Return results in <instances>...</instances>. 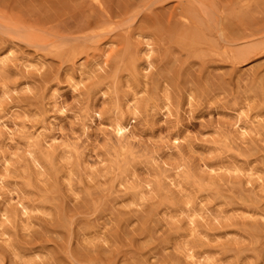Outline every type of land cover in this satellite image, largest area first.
<instances>
[{"label": "rangeland", "instance_id": "rangeland-1", "mask_svg": "<svg viewBox=\"0 0 264 264\" xmlns=\"http://www.w3.org/2000/svg\"><path fill=\"white\" fill-rule=\"evenodd\" d=\"M0 234V264H264V0H0Z\"/></svg>", "mask_w": 264, "mask_h": 264}, {"label": "bare ground", "instance_id": "bare-ground-1", "mask_svg": "<svg viewBox=\"0 0 264 264\" xmlns=\"http://www.w3.org/2000/svg\"><path fill=\"white\" fill-rule=\"evenodd\" d=\"M149 3V2H148ZM200 5V4H199ZM219 36V35H218ZM147 51V50H146ZM145 52V51H144ZM144 55H146V54H144ZM2 64V63H1ZM164 91V90H163ZM167 91V90H166ZM164 94V93H163ZM167 94V93H166ZM2 96H3V94H2ZM164 98V97H163ZM165 99V98H164ZM166 101V100H165ZM163 102H164V100H163ZM165 105H167V104H165ZM163 107H164V105H163ZM167 107V106H166ZM167 109V108H166ZM258 119V118H257ZM260 120V119H259ZM241 129V128H240ZM118 130H121V128L120 127H118ZM239 130V129H238ZM242 130V129H241ZM122 131V130H121ZM247 131V130H246ZM249 132V131H248ZM41 133V132H40ZM120 133V132H119ZM241 134V133H240ZM252 134V133H251ZM118 135V134H117ZM238 135V134H237ZM238 136H240V135H238ZM241 140H243V139H241ZM44 153H46V152H44ZM29 159H31V158H29ZM31 160H35V159H31ZM30 162V161H29ZM32 162V161H31ZM35 162V161H34ZM4 163V162H3ZM36 163V162H35ZM35 163H34V165H35ZM7 164V163H6ZM31 165H32V163H31ZM33 167V166H32ZM38 167V166H37ZM8 168V167H7ZM35 168V167H34ZM33 169V168H32ZM34 170H36V169H34ZM38 170H39V168H38ZM20 172H22V171H20ZM24 172V171H23ZM251 172V171H250ZM34 174H36V173H34ZM69 174V173H68ZM251 174V173H250ZM249 174V175H250ZM248 175V174H247ZM254 176H257V175H254ZM40 177H41V174H40ZM69 177V176H68ZM247 179V178H246ZM252 179V178H251ZM69 181V180H68ZM247 181V180H246ZM258 182V181H257ZM245 183H247V182H245ZM210 184H211V182H210ZM208 185L206 184V187H207ZM68 187V186H67ZM259 187H260V185H259ZM258 188V187H257ZM70 190V189H69ZM262 190H263V187H262ZM148 193V192H147ZM182 193V192H181ZM147 196H148V194H147ZM138 198V197H137ZM140 199V198H139ZM186 199V198H185ZM184 199V200H185ZM217 201V200H216ZM139 202V201H138ZM219 202V201H218ZM129 204V203H128ZM128 204H125V206L124 207H129V206H127ZM185 205H188V204H185ZM130 206H132V205H130ZM22 207V206H21ZM116 207V206H115ZM120 208H122V209H124V207H121V206H119ZM118 207V208H119ZM134 207V206H133ZM185 207V206H184ZM136 208V207H135ZM127 209V208H126ZM26 210V209H25ZM24 211V210H23ZM27 211V210H26ZM38 211V210H37ZM20 213V212H19ZM27 213V212H26ZM21 214V213H20ZM22 214H23V212H22ZM193 214V213H192ZM198 214V213H197ZM24 215V214H23ZM195 215V214H194ZM220 215V214H219ZM243 215H244V213H243ZM3 216V215H2ZM191 216V215H190ZM4 217H5V215H4ZM24 217V216H23ZM242 217V216H241ZM22 218V217H21ZM188 218H189V216H188ZM192 218V217H191ZM249 218V217H248ZM254 218V217H253ZM7 219V218H6ZM250 219V218H249ZM190 220V219H189ZM251 220V219H250ZM191 221V220H190ZM26 222V221H25ZM189 222V221H188ZM191 225V224H190ZM1 235V234H0ZM4 235V234H3ZM189 236H190V234H189ZM6 246V245H5ZM185 246V245H184ZM183 246V247H184ZM185 248H187V247H185ZM184 251H186V250H184ZM186 253V252H185ZM188 253V252H187ZM14 254V253H13ZM189 257V256H188ZM185 258V257H184ZM189 260H190V258H188ZM206 259V258H205ZM209 260H211L210 258H208ZM208 259H207V261L206 262H210V261H208ZM185 260V259H184ZM186 260H187V258H186ZM185 260V261H186ZM191 261V260H190ZM204 261V260H203ZM211 262H212V260H211Z\"/></svg>", "mask_w": 264, "mask_h": 264}]
</instances>
